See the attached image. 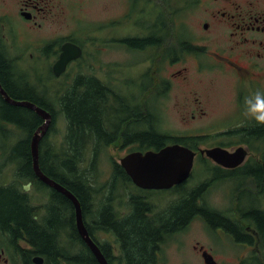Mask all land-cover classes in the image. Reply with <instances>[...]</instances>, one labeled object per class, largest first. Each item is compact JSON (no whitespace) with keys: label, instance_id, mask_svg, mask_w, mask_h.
Wrapping results in <instances>:
<instances>
[{"label":"flooded vegetation","instance_id":"af4514ba","mask_svg":"<svg viewBox=\"0 0 264 264\" xmlns=\"http://www.w3.org/2000/svg\"><path fill=\"white\" fill-rule=\"evenodd\" d=\"M92 1L95 0H0V59L6 63L9 70V85L20 89L22 80L18 74L26 70L24 67L27 65H30L29 68L31 65L35 66L36 61H42L43 67L48 68L50 77L47 81H44L43 77L40 79L42 85L49 84L51 87L49 91L53 94L61 90L68 94L73 88L82 92L84 84L93 81L94 85L103 91L102 97L98 98L100 129L84 136L81 140V149H95L97 161L100 149L107 147L121 149L126 151L118 159L121 161L135 153L158 152L171 142L170 144H180L194 151L192 172H199L197 177L194 174L190 175L189 179L168 190L147 188L137 185L125 174L119 162L111 159L114 169L111 168L113 171L108 178L113 181L112 185L106 186L104 192L106 174L102 179V171L98 173L101 169L99 166L94 165L92 173L86 168L84 172L89 178L94 177L99 189L93 201V206L98 212L84 216L91 210L84 209L79 200L83 221L107 264H129V258L115 230L110 227L104 228L100 224L101 214L103 211L107 212L111 222L118 224L132 219L139 207L143 209V221L149 223L152 228L159 229V238L153 251V264H162L165 254L170 255L173 249L182 255L183 252L193 253L203 264L204 254H209L217 264H222L221 262L227 260L225 258L230 251H220L217 249L219 246L231 248L232 252L238 250L234 256L235 264L253 258L264 259V228L260 229L252 218L245 216L250 210L264 213V176L251 172L256 167L264 168V125H258L243 114L245 98L257 90L264 91V0H117L121 10L116 14L94 15L93 20L87 15L88 21L82 20L80 16L71 15V11L75 9L77 13H82L84 9L86 11L87 4ZM135 9L138 16L147 17L145 23L144 18L137 20V26L144 30L134 31L132 23L128 31L118 33L116 25H119L120 17L125 18L128 23ZM161 14L163 18L172 19L165 24L163 22L162 28ZM182 14L184 16L179 17ZM17 22H20L30 34L44 29L50 23L59 27L68 23L71 25L70 34L76 36L75 38L66 36L57 41L53 39L52 43H47L44 47L46 52L41 51V55L34 58L31 53L27 55L32 48L33 40L22 42L20 31L15 26ZM85 22H88L87 27L81 30ZM135 40L143 41V44L136 45ZM67 42L81 49V57L69 62L65 71L56 75L53 66L61 53L62 45ZM119 43L122 45L117 46ZM89 48L97 53L94 54L95 61L89 63L94 67L91 75L84 74L79 65ZM134 52L147 55L135 63L136 66L147 69L141 77L140 73L135 74L134 67L132 73L135 76H126L121 67L126 64L123 60L113 58L115 62L109 67L115 72L112 77L110 72H105L100 63L103 54L128 56ZM153 55L154 61L145 64ZM29 68V75L32 76ZM51 80L54 83H51ZM177 80L183 83L189 81L190 90L187 92L185 89H179L177 94L173 95ZM203 83L204 87L198 90L197 85ZM220 86L228 96L224 101L228 108L222 111L223 115L220 118L233 117L234 120L228 121L221 129L206 134L202 132L205 127H195L197 135L192 137L179 133L161 135L166 133L161 132V112L173 114L171 108L179 105L172 103L175 102L174 97L186 98L187 94L193 95V100L181 103V108L185 112L188 106L192 108L191 119L196 117L205 119L210 113L208 102L213 104L210 91L219 89ZM34 96L40 99L35 91ZM154 96L157 97L156 100L152 99ZM0 99L5 101L1 94ZM56 104L62 109L60 101ZM46 105L49 106V103L46 102ZM50 113L57 118L52 111ZM155 115L159 117L157 124L153 118ZM112 117L115 122L109 119ZM142 133H153L157 137V144L142 142L139 137ZM161 136L164 139L162 144ZM213 148L224 149L229 154L242 150L244 158L237 163L239 158L233 157L230 165L225 167L202 153V150ZM84 161V165L91 162L87 155ZM130 168L134 172L135 165L132 163ZM21 181L16 179L9 181L20 187L14 192L24 196L31 209L43 206L40 203L45 193L37 196L36 190L37 193L35 192L31 198L30 193L33 194V190H26ZM123 181L126 186L125 193L113 196L114 184L124 183ZM28 183L34 190L41 184L35 176L25 182ZM79 186L82 188L84 184L80 183ZM218 186L223 187V194L226 193L227 203L231 206L227 211L223 210L226 212L214 209L207 199ZM64 187L68 189L66 185ZM230 187L232 190H229ZM46 189L50 190V194L45 195L48 203L55 204V200L50 196L52 188L48 186ZM82 192L85 195V191ZM161 194H167L165 199L161 200ZM190 200L195 203L196 209L202 211H196L179 227L165 230L164 224L169 216L172 218L175 209ZM65 201L69 202L67 198ZM213 212L236 227V231L231 232L222 225H212L209 219ZM70 213L75 224L74 210ZM74 227L78 237H57V245L64 246L66 255L93 258L100 264L91 248L79 236L76 224ZM196 227L201 228L207 236L206 240L191 239L187 242L185 238L175 237L187 229ZM91 230L93 233H90ZM245 234L249 235V239L239 237ZM3 240L0 238V242ZM173 246L175 248L169 250ZM73 249L75 252H71ZM36 253V247L20 245L17 241L10 240L7 245L0 248V260L3 259L6 264L31 262L34 261ZM247 253L248 259L245 257ZM3 255H6L5 258ZM42 259L44 264V257Z\"/></svg>","mask_w":264,"mask_h":264},{"label":"trees","instance_id":"16d2710c","mask_svg":"<svg viewBox=\"0 0 264 264\" xmlns=\"http://www.w3.org/2000/svg\"><path fill=\"white\" fill-rule=\"evenodd\" d=\"M134 44L140 45L143 44V41L135 40ZM8 78L9 70L6 63L4 64L0 59V81L7 90L8 95L19 100H26L29 102L36 101L37 98L34 96V89L31 86H22L20 89L12 88L9 85ZM86 86V90H83L82 92L76 91L75 88L70 90L68 92L67 99L62 98V95H64L63 92H59L57 94L62 110H66L69 115L71 126H76V129L73 131L75 138L72 139L65 136V140L62 144L65 143V145L70 148V152L73 150V154L77 162H79L80 157L78 156V153L81 151V140L85 135L94 132L95 130L99 131L100 129V107H98V98L102 97L103 91H101L97 85H94L93 81L86 84ZM0 100L2 119L17 123L21 129H24L25 126L30 128L28 133L16 145V149L13 150V154L21 157L22 171L27 170L32 172L29 141L31 135L42 123V120L39 116L35 115L26 108H19L5 103L2 99ZM26 120L29 122L27 123ZM139 137L142 142H149L153 145L157 144V137L153 133H142ZM163 141L164 139L161 136V144ZM63 148L64 146H62V149ZM59 161L62 163L61 160ZM68 172L69 169L65 172L69 177L65 178L64 176H59L60 178L57 177V179L62 184L66 185L68 189H70L78 197V199L82 202L84 209H88V199L85 198V195H82L80 189L77 187L78 179H73L74 177L72 174H69ZM251 172L254 175L261 177L264 176V168L256 167ZM48 175L55 179L57 176H53L51 173H48ZM17 188L19 187L16 185V189ZM10 189L12 188L6 187L0 190V224L2 228H10L12 237L18 236L20 229H23L32 241L33 246L36 247L37 254L44 257V264H97L93 258L89 259L84 257L85 260H83L84 258L81 255L71 257L65 254L63 256L58 251V245L56 242L57 237L77 238L78 235L74 230L63 233L65 236L60 234L62 232L59 229L62 224V213L57 210L52 211L53 214L50 213V217L48 219H44L45 225L43 227L37 226L31 219V213H33L35 209H31L29 207L24 196H21L16 192H11ZM194 204L195 203L190 200L185 202L183 205H180L182 206L181 208L180 206L177 207L174 213H172L174 211L173 210L171 212L172 218L169 216V219L164 224L165 230L179 227L196 211H202L200 209H196ZM66 205V207H70L69 202H66ZM142 214L143 209L139 207L135 210V215L132 219H127L124 222L114 224L111 222L109 214L103 211L99 220L100 224L104 228L110 227L111 229H114L116 236L122 240V247L124 248L126 255H128L129 264H153V251L159 238V229L152 228L149 223L144 222ZM245 216L252 218L260 229L264 228V213H259L256 210H250ZM210 217L211 219H209V222L212 225H222L231 232L236 231V227L233 225L232 227L228 224V222H225L219 214L213 212ZM90 233H93V231L91 230ZM239 237L249 239V235L247 234ZM249 264H264V259L257 260L253 258L249 261Z\"/></svg>","mask_w":264,"mask_h":264},{"label":"rangeland","instance_id":"374dc122","mask_svg":"<svg viewBox=\"0 0 264 264\" xmlns=\"http://www.w3.org/2000/svg\"><path fill=\"white\" fill-rule=\"evenodd\" d=\"M122 1H127V0H122ZM120 10H121V7H120L119 2L117 0H95V1H92L89 4H87L86 11L84 9V11L82 13H77L76 9H75V10L71 11V15L74 14L75 17L80 16V17H82V20L88 21L87 15H90V18H92L90 20H93L95 17L94 15H99V14L112 15V14L118 13ZM183 16H184V14H182L180 17H183ZM142 18L146 19L147 17L145 15H139L138 16L136 14V9L133 11V15L131 16L128 23L125 21V18L120 17L119 25H116L117 32L121 33V31L122 32L128 31L129 27H132L131 26L132 23H133L134 31L139 30V29L144 30L143 28L137 26V20L142 19ZM87 23L88 22H85V26L81 30H83L87 27ZM15 26L20 31L22 42L24 41V43H25L28 40H33V43L31 45L32 48L30 49V52H28L27 55H29V53H31V54H33L34 58L39 57L41 55V51H42V53L43 52L45 53L46 51H44V47L47 45V43H52L54 41L53 39H55V41H57V40H60L66 36H71L74 38L76 36V35L70 34L71 32L69 29H70L71 25L68 23L61 26V27H59L58 25L50 23V24H47L44 27V29H42L40 31H36V32H31V34L25 31L24 26L20 22L15 23ZM162 27H163V24L161 22V28ZM120 29H122V30H120ZM76 39H78V38H76ZM22 42H21V44H22ZM39 45H41V46H39ZM119 45H122V44L119 43L117 46H119ZM88 46L90 47L89 44H88ZM94 54L97 55L96 52H94L91 48H89L86 52V56H85L84 60L79 64V65H81L80 69L84 74H89V75L92 74V72H93L92 70L94 67L89 65V63H93L95 61V55ZM141 57H142V54L136 53V52L130 53V54H128V56L119 55V54H116V56H112L111 54H103L101 56V62L100 63L102 65L103 69L105 70V72L106 73L110 72V75H111L110 77H112L115 75V72L111 71L109 68L111 66V63L115 62L114 59L123 60L124 62H126V64H124L122 66L120 65V66L123 67L125 75L126 76L128 75L129 77H134L135 75H133V73H132V68L134 67L136 61L139 60ZM29 66L30 65H27V67H24V69L28 70ZM35 66L31 65V68H29L33 74L31 76V79H29V80L25 79V76L27 75L25 72H20L18 74V77H19V79L22 80L21 83L23 84V85H21V87L22 86L26 87L28 85H32V86H34V91H36V89L38 88L39 91L43 89L45 91L46 96H48V94H52V93H50L51 91L48 90L49 84L42 85L41 79H40V77H43V78H46V81H47V79L50 77V73H49L48 68L43 67L42 61H40V62L36 61ZM134 72H138V69H134ZM23 79L26 82V84H24ZM51 83H54V81H52ZM176 85L178 87H176ZM204 85H205V83H203L202 85L198 84L197 85L198 90L203 88ZM190 86H191V83H189V81L183 83V82L177 80L174 84L175 88H174V91L172 92V94L173 95H175V93L177 94L179 89H185L188 92L190 90ZM49 88H51V87H49ZM210 92L212 94L211 97H212L213 104L211 105V102H208V106H209L208 112H210V113H209V116L207 118L204 117L205 119H203V118L196 117L195 119H191L190 112H191L192 108L190 106H188L186 108V112L182 110L181 103H183L185 101H187L189 103L194 98L193 95L187 94L186 98H184L182 96L174 97L175 102H172V103H177L179 105H177V107L174 106L171 108L173 110V112H172L173 114L171 116H168V114H164L163 112H161V127L164 128L165 131L169 132L170 134H174V135H177V133L186 132L187 130H185V129H187V128L190 131V130L196 129L195 127H199V126L205 127L206 128L205 132H209V130L220 129L224 125H226V123L228 121L234 120L233 117H229L228 119L220 118V116L223 115L222 111H224L228 108L227 104L224 102L228 96L222 91L221 86L219 87V89H214V90H211ZM221 95L223 98H221ZM152 99L156 100L157 97L154 96V97H152ZM177 110H178V112H177ZM110 117H111V115H110ZM58 118L61 121H62V119L64 120V127H66V125H67L66 120L63 117L57 116V119ZM153 118L156 120V124H157V120L159 117L157 115H155ZM109 119H111L113 122H115L114 117L109 118ZM198 121H200V122H198ZM62 125H63V122H62ZM60 126L58 125V128H57V138H56V144L55 145L61 151L62 143H63V140H62L63 134H61V132H60V130H61V129H59ZM166 127H168L169 129H167ZM8 131H6V134L9 133L7 135L10 138V142L13 140L21 141V139H23V138H17L15 136V132L13 129L10 130V128H9ZM11 135H13V137H11ZM42 147H43V150L48 149V146L46 144L45 145L42 144ZM10 148H11V145H9V146L5 145L3 142V138L0 135V157H1L2 153L8 151ZM125 153H126V151H124V150L111 149V148L107 147L106 151H103V153L99 156V160L97 161L96 164H93L91 162H86L85 165H83L82 167H85V169L88 168L92 173L93 166L94 165L99 166L102 169H100L98 171V173L100 171H102V179H104L103 172L106 173V176L108 178L110 173H112V171H113V170H111V168L114 169V166H113L114 163H112L111 159H115L116 161L120 162L118 159L120 157H122ZM108 159H109V161H108ZM18 165H21V167H22V160H20V164H17V160H16L14 164L7 167V170H9V171L4 172L2 178H7V176H8L9 178H8L7 182L13 180V178H12L13 175L11 173L12 172L11 169L18 166ZM194 175L197 177L199 175V172L196 171L194 173ZM63 176L65 178H67V175H63ZM107 178L104 180V188H105L104 192L106 191V186L109 187L110 185H112V181H113V180H110V178H108V179ZM25 182H26V180H23L22 184H24ZM123 182L124 183L116 182L114 184L113 189H112V195L113 196L117 197V196H120V195L125 193L126 186H125V181H123ZM31 189H33V188L31 187L29 190L31 191ZM35 190H37L36 187H35ZM229 190H232V187H230ZM44 191H46V190H44ZM214 191L210 194V197L207 198V199H209L208 200L209 203L212 204L211 206L214 209H217L221 212H226L228 209L231 208V206H229L227 203L226 193L223 194V187L218 186L215 188ZM33 192H34L33 194L30 193V195H32L31 198H33V195L35 194V192L37 193V191H33ZM39 193L41 196L43 195V192H39ZM39 193H37V196H39L38 195ZM43 197H45V195H43ZM205 198H204V200H205ZM163 199H165V197L161 198V200H163ZM117 203H119V200H117ZM42 204H44L43 200L40 203V205H42ZM225 209H226V211H223ZM63 233H65V232H61L60 234L62 236H65ZM175 237L185 238L187 240V242H189L191 239H198V240H206L207 239L206 238L207 236L202 232L200 227H196L194 229H191V228L187 229V230L183 231L182 234H177ZM180 240H182V239H180ZM173 248H175V247L173 246L169 250H171ZM217 249L220 251H222V250L230 251L228 253L229 255H227L225 258L227 260L225 262H221L222 264H235L234 256L236 253H238V250H235V252H232L231 248L220 247V246ZM185 250H186V248H184V251ZM71 252H75V250L73 249V250H71ZM183 254L184 255L179 254L175 249H173L171 251L170 255H167V253L165 254V256L163 257L162 264H181V262L185 259H189L194 264H199L197 262L198 259L196 258V256L193 253L186 254L185 252H183ZM5 256L6 255H3L4 258H5ZM248 256H249V254L247 253L245 256L246 259H248ZM0 264H6V263L4 262L3 259H1ZM241 264H245V261L241 262Z\"/></svg>","mask_w":264,"mask_h":264},{"label":"bare ground","instance_id":"6f19581e","mask_svg":"<svg viewBox=\"0 0 264 264\" xmlns=\"http://www.w3.org/2000/svg\"><path fill=\"white\" fill-rule=\"evenodd\" d=\"M25 79L29 80V79H31V76L29 74H27L25 76ZM0 88L4 91H7L5 89V87L3 86V84L1 83V81H0ZM86 88H87V86L84 84L83 89L86 90ZM59 92H63L64 95H62V98L67 99L68 94H65L64 90L58 91L55 94L50 92L52 94H48V96H46L45 91L43 89L40 91L38 90V88L36 89L35 93L39 95L40 99H36L35 102H31V105L33 106V108H26L29 111H31L32 113H34L35 115L39 116L42 120V123L39 125V127L31 135L30 141H29V151H30V156H31L32 172H29L27 170L22 171L21 165H18V166L11 169L12 170L11 173L13 175L12 178H13V180L14 179H16V180H29V179H31L32 176H35L39 182H41V183L43 182L37 176L36 172L33 169L32 153H31V147H30L31 145L30 144H31V139H32L33 135L35 134V132L41 126L46 124V122H47L46 119L41 114L38 113L37 109L44 112V113L48 112L51 116V121L49 123L48 129L42 135V137L40 138L39 143H38V163H37L38 168L45 177H47L50 181L56 183L61 188L64 187V184H62L61 182H57L56 179L59 176L67 175V173H65V172L69 169L68 173L72 174V176L74 177L73 179H76V178L78 179V181H77L78 186L77 187L80 189L82 195H84L82 190L85 191V198L88 199L89 208H90L91 212L85 214L84 216H89L91 213H97L98 212L97 209L95 208V206H93V201H94V197L99 193V189H98L96 183L93 180H91L85 174V172L82 170V168L78 164V162H77V160L73 154V150L70 152V148L68 146H66L60 151L55 145L56 144V138H57V128H58V125L60 126L62 121L58 122L55 119V117L52 116L50 111H52L55 116L63 117L66 120L67 125H66V127L62 128L60 130L61 134L67 136L68 138L74 139L75 134L73 133V131L76 129V126H74V125L71 126V121H70L69 115L67 114V111L64 109L63 110L60 109L56 104L59 101L56 94H58ZM9 98L12 101H14L15 103H22V102L26 101V100L15 99L11 96H9ZM4 102L7 103L6 101H4ZM27 102H29V101H27ZM46 102L49 103V106L46 105ZM0 106H1V100H0ZM15 106L25 109V107H23L21 105H15ZM26 121H27V123L29 122L28 120H26ZM6 128H12L14 130L15 136L17 138H23L28 133L30 128H28V126H25L24 129L23 128L21 129V127L17 123L9 122V121L2 119V114H1V110H0V135L3 138V142L5 145H8V146L11 145V148L8 151L2 153V155L0 157V180H2L0 182V190H2V188L8 187V188H12V189H10L11 192H14V190L16 189V185L13 183L6 182V180H8V178H9L8 176H7V178H2V177H3L4 172L9 171V170H7V167L14 164L16 160H17V164H20L21 157L13 154V150L16 149V145L19 142L11 144L10 138L6 134V131H5ZM40 135H41V132H40ZM42 144H44V145L46 144L48 146V149L43 150ZM80 146H82V143ZM78 155L82 156L83 151H80L78 153ZM88 158L91 160V162L93 164H96L97 163V151L95 149H91L88 152ZM47 159H49V160H47ZM59 160H61L62 163H60ZM48 173H51L53 176L57 175L56 179L49 176ZM67 177H69V176H67ZM80 183L84 184L83 187L85 189L83 187L82 188L79 187ZM34 186H37V185H34ZM51 188L57 194V196H56V194H54V192L52 191V193L50 195L55 200V204H49L48 199L46 197H44L43 198V201H44L43 206L35 209L34 212L31 213V219L33 220V222L37 226L43 227L45 225V222H44V218L42 216V213H45L46 219H48L50 217V213L53 214L52 211L57 210L61 213H64V215L62 216V224L59 227L60 231L68 232V231L75 230L74 225L76 223L74 224V221H72V219H71L72 216L70 213V211H72V210H74V212H76L75 204L73 203V201L69 197H67L61 191H59L53 187H51ZM36 189L39 192L43 191L41 187H36ZM69 193L77 201H79L78 197L71 190L69 191ZM45 194L49 195L50 190H46ZM58 195L64 196L65 198H67V200H69V202H70V207L69 206L66 207L67 205H66L65 199H63V197H60ZM88 195L91 196V198ZM81 213H82V211H81ZM76 228H77V225H76ZM0 238L4 239L3 242H0V248L4 247V245H7L10 240L17 241V243H19L20 245L33 246L32 241L30 240L27 233L23 229H20L18 236L12 237V234L10 232V228H8V227L2 228L0 226ZM57 247H58V251L64 256L66 254V250H65L64 246L58 245ZM35 255L36 256L34 258V261H31V262L20 261L19 264H38L37 259L39 258V254L36 253Z\"/></svg>","mask_w":264,"mask_h":264},{"label":"water","instance_id":"95a60500","mask_svg":"<svg viewBox=\"0 0 264 264\" xmlns=\"http://www.w3.org/2000/svg\"><path fill=\"white\" fill-rule=\"evenodd\" d=\"M81 55V50L72 45V44H65L62 47V53L59 57V60L54 65V70L56 74H59L65 69V66L68 62H70L73 59L78 58ZM0 94L4 97L5 101L11 105H21L25 108H33L31 105V102H22V103H15L12 101L7 92L2 90L0 88ZM38 113L41 114L46 119V124L41 126L33 135L31 139V153H32V164L33 169L36 172L37 176L48 186L53 187L59 191H61L63 194H65L67 197H69L76 207L75 217H76V225L79 235L86 241V243L89 245L91 250L93 251L94 255L98 259V261L101 264H107L105 261L103 255L100 253L98 248L95 246V244L91 241L87 229L83 224L82 219V213H81V207L79 202L69 193L67 189L59 187L56 183L50 181L47 177H45L41 171L38 168V143L42 135L46 132V130L49 127V123L51 121L50 114L44 113L40 110H38ZM41 132V135H40ZM206 155L211 160H213L215 163L228 167L230 165V160L235 157L239 158L237 161L240 162L244 158L243 151L237 150L234 154H229L226 150H223L221 148H215L206 150ZM135 156H129L122 160V165L126 168V171L133 176L134 181L143 186V187H154V188H167L172 186L173 183H180L183 180H185L189 172L191 170L192 164H193V152L179 146H173L168 147L163 150H161L158 154H149L146 155L143 158H140V160H137L140 162V165L143 166V168H140V172H138L137 175L135 174V170L133 173H131L130 163L129 160H131ZM142 181V182H141ZM29 185L25 187V189H28ZM38 264L42 263V259L39 257L37 259ZM206 264H215L213 262L212 257L206 258Z\"/></svg>","mask_w":264,"mask_h":264},{"label":"clouds","instance_id":"9594fccd","mask_svg":"<svg viewBox=\"0 0 264 264\" xmlns=\"http://www.w3.org/2000/svg\"><path fill=\"white\" fill-rule=\"evenodd\" d=\"M243 114L258 125H264V91L257 90L244 101Z\"/></svg>","mask_w":264,"mask_h":264}]
</instances>
